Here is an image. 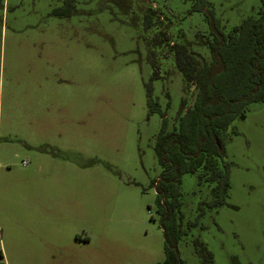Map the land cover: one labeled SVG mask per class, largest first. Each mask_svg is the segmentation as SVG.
Returning <instances> with one entry per match:
<instances>
[{"label":"rangeland","instance_id":"374dc122","mask_svg":"<svg viewBox=\"0 0 264 264\" xmlns=\"http://www.w3.org/2000/svg\"><path fill=\"white\" fill-rule=\"evenodd\" d=\"M151 2L198 63L209 61L208 25L192 0H72L69 16L52 13L63 0H0V264H47L51 253L59 264L75 249L94 264L163 261L152 184L161 173L153 151L161 117L146 104L149 59L160 65L153 100L163 109L169 101L170 127L180 99L191 105L196 90L167 45L150 42L155 27L142 29ZM207 2L226 29L260 6ZM222 136L227 196L203 207L198 225L178 240V257L182 264H264V102L248 103ZM180 190L185 227L212 194L191 174ZM76 235H87L92 250L77 247Z\"/></svg>","mask_w":264,"mask_h":264},{"label":"trees","instance_id":"16d2710c","mask_svg":"<svg viewBox=\"0 0 264 264\" xmlns=\"http://www.w3.org/2000/svg\"><path fill=\"white\" fill-rule=\"evenodd\" d=\"M192 1V8L203 12L209 29L204 46L208 47L210 58L201 65L183 42V34L174 35L166 28L167 16L159 5L149 3L141 16L144 31L156 29L150 42L167 45L183 81L192 83L196 90L191 105H187L184 97L180 99L173 116L177 123H171L170 127L166 117L169 101L163 109L153 100V81L161 77L160 65L155 56L149 59L152 71L145 83L146 104L150 113L157 112L161 117L153 145L161 173L152 184L164 259L156 264H182L176 249L178 240L189 228L198 225L203 207H216L224 202L229 174L227 166L219 165L224 156L223 131L235 118L244 117L248 103L264 102V0H259L254 15L229 29L214 15L207 0ZM130 5L125 3L124 12ZM71 10L72 0H63V5L53 8L52 13L69 16ZM185 174L195 176L198 188L210 189L212 198L201 201L194 219L186 221L183 227L180 187ZM197 253L202 256L204 251L198 248ZM204 256L211 259L209 252L205 251Z\"/></svg>","mask_w":264,"mask_h":264},{"label":"crops","instance_id":"0c3cea01","mask_svg":"<svg viewBox=\"0 0 264 264\" xmlns=\"http://www.w3.org/2000/svg\"><path fill=\"white\" fill-rule=\"evenodd\" d=\"M50 215H52L54 218L58 219L60 216H63L62 214H57L55 211L54 212H51L50 211ZM76 239V244H77V247L79 248H82V247H85V246H89L90 247V250H92V246L91 244L89 243V239H88V236L85 235V236H75ZM99 249H103L102 247H100ZM77 250V249H75ZM74 250V252H71V255L69 258H66L65 256H61L60 258H63V263L62 262H58L59 264H94L93 262V258L91 259V256H90V253L89 252H86L84 255H81L79 257L78 254V251L76 253V251ZM49 259L51 260H54L53 262H51V260L48 259L47 261V264H54L56 263V257L55 255H53V253L49 254L48 256ZM162 261H160L159 263H161ZM157 262H152L150 264H156Z\"/></svg>","mask_w":264,"mask_h":264},{"label":"flooded vegetation","instance_id":"af4514ba","mask_svg":"<svg viewBox=\"0 0 264 264\" xmlns=\"http://www.w3.org/2000/svg\"><path fill=\"white\" fill-rule=\"evenodd\" d=\"M185 175H187V174H185ZM184 176V175H183ZM159 178V177H158ZM183 178V177H182Z\"/></svg>","mask_w":264,"mask_h":264}]
</instances>
